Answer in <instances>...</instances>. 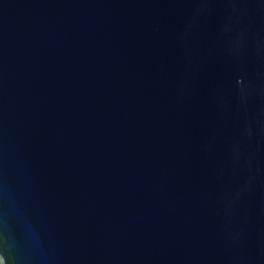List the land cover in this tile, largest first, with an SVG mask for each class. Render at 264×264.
Returning a JSON list of instances; mask_svg holds the SVG:
<instances>
[{
    "label": "water",
    "instance_id": "obj_1",
    "mask_svg": "<svg viewBox=\"0 0 264 264\" xmlns=\"http://www.w3.org/2000/svg\"><path fill=\"white\" fill-rule=\"evenodd\" d=\"M0 264H264V0H0Z\"/></svg>",
    "mask_w": 264,
    "mask_h": 264
}]
</instances>
